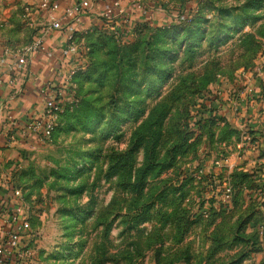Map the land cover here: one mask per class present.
I'll list each match as a JSON object with an SVG mask.
<instances>
[{
    "label": "rangeland",
    "instance_id": "rangeland-1",
    "mask_svg": "<svg viewBox=\"0 0 264 264\" xmlns=\"http://www.w3.org/2000/svg\"><path fill=\"white\" fill-rule=\"evenodd\" d=\"M140 1L150 23L130 42H84L78 104L1 178L25 207L18 264H264V168L244 161L241 127L264 70V0ZM16 2L0 0V20H18ZM160 102L158 164L136 192L133 135Z\"/></svg>",
    "mask_w": 264,
    "mask_h": 264
},
{
    "label": "crops",
    "instance_id": "crops-1",
    "mask_svg": "<svg viewBox=\"0 0 264 264\" xmlns=\"http://www.w3.org/2000/svg\"><path fill=\"white\" fill-rule=\"evenodd\" d=\"M38 1L18 0L12 7L17 12L18 20L15 22L0 20V182L14 165L33 155L31 151L37 146L38 141L28 134L16 143H11L8 137L18 134L31 119L41 116L44 108L42 89L49 86L54 94L63 93L65 87L60 75L61 71L65 77L72 67L83 65L85 60L80 55L64 57L63 50L67 47L65 34L50 31L43 37V41L47 53L51 56L39 52L32 56L25 69H17L16 50L25 46L34 35L46 29L48 15L37 12L25 14L22 8L35 6ZM50 1L57 2L60 10L74 3L73 0ZM110 1L94 2L93 8L85 15L81 25L74 32L76 44H82V42L84 44V32L97 29L100 8ZM6 13H9L8 10ZM139 22L141 20L138 14H134L133 26ZM256 77H260V81L257 86H254V93L259 94L255 96L253 102L249 103L250 108H246L245 103L244 110L248 112L242 114L246 120L241 126L250 127L252 133L249 135L254 142L245 147L243 158L246 162L256 160L264 168V157L261 156L264 154V83L261 81H264V70ZM243 95L241 94L242 97ZM258 155L259 158H257ZM249 166H244L245 170H248L246 167ZM8 196L9 192H6L5 184L0 183V218L3 213L2 205L6 202L4 199Z\"/></svg>",
    "mask_w": 264,
    "mask_h": 264
},
{
    "label": "built area",
    "instance_id": "built-area-1",
    "mask_svg": "<svg viewBox=\"0 0 264 264\" xmlns=\"http://www.w3.org/2000/svg\"><path fill=\"white\" fill-rule=\"evenodd\" d=\"M96 1L98 0H73L72 5L62 10L59 9L57 2H51L50 0H39L32 7L25 6L23 8L25 14L31 12L45 13L48 15V21L45 30L34 35L25 46L16 50L17 69H25L32 56L39 52L51 56L47 53L43 41V37L50 31L65 34L67 47L63 50L64 57L80 55L81 58H84L87 49L83 42L82 44H76L74 32L81 25L83 18L93 8ZM134 14H138L141 20L136 26H133ZM97 17L99 26L93 31H105L114 39L124 43L130 42L135 31L151 21L149 7L140 0H111L101 6ZM182 19L184 18L181 17ZM93 31L84 32V36ZM83 70V65L72 67L65 77L62 71L59 70L63 78L64 92L54 94L49 86L42 89L43 113L40 117L31 119L26 123L25 128L19 130L18 134L10 135L8 137L9 141L16 143L23 140L27 134L37 140L50 139L60 115L64 113L66 107L77 103L72 90V82L74 76ZM5 188L6 192H9V196L4 199L6 202L2 205V214L7 216L5 219L0 218V228L2 227L0 229V264H18L30 255L29 252L22 251L20 246L23 236L27 232L28 224L24 217L25 207L21 192L11 183H5Z\"/></svg>",
    "mask_w": 264,
    "mask_h": 264
},
{
    "label": "trees",
    "instance_id": "trees-1",
    "mask_svg": "<svg viewBox=\"0 0 264 264\" xmlns=\"http://www.w3.org/2000/svg\"><path fill=\"white\" fill-rule=\"evenodd\" d=\"M101 34L106 35L107 32L102 31V30H95L91 33H88L84 37V40L87 43V40H89V38H91L92 36L101 35ZM109 36L112 37L111 35H109ZM80 75H82V73L76 74L74 76L73 80L74 79L76 80V78H78ZM171 94H173V91L171 92ZM171 94L169 95V97L171 96ZM77 104H78V101L75 104V106ZM156 105L157 106H155V108L150 112L148 119L140 125V127L138 128L136 133L133 135L136 138V141L133 143V147L134 148L143 147V149H144V165L142 166V168H139L137 170L136 175H135V179H134V182L132 185V189L136 192H139L142 190V184L144 183L146 176L150 173V171L153 169V167L158 164V162L155 161L157 159V157L155 156V150L157 148L158 140L161 136L160 127L162 125L164 118L167 117L169 110H170V107L167 108V106H165V102H163V103L160 102ZM68 107H70V108H68ZM68 107H67L68 109H71L74 107V105H73V107L72 106H68ZM159 109L163 110V112L156 119L152 120V116H153L154 112L159 110ZM65 113H66V109H65L64 113L60 115V117L63 116ZM195 123L196 122H193V124H195ZM212 124H213V122H210V121L206 122V125H208V126L209 125L212 126ZM171 165H172V161L169 162L168 164H165V167L170 168ZM235 175L236 174H234V176ZM248 177H249L248 175L242 174V173H239L237 175V178H239L240 183L242 180H245ZM239 182H238V184H239ZM243 185H245V184H243ZM261 189H262L261 191L263 192V190H264L263 187ZM182 234H184V232L181 231L179 229V226H178L177 236H179V237L177 239V242H180V239L182 238ZM212 242H213L214 246L210 247V249L207 253V256H206V261H207V259H209L211 256H213L215 254V252L217 251L219 244H220L219 240H217L216 238H214L212 240ZM189 259H190V257L186 253V255L184 257H181L179 259V261L183 262L184 264H189ZM230 264H236V263L233 262Z\"/></svg>",
    "mask_w": 264,
    "mask_h": 264
}]
</instances>
